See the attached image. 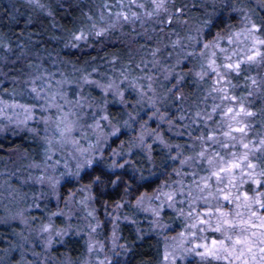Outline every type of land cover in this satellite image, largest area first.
<instances>
[{"label": "snow or ice", "instance_id": "6c2138e0", "mask_svg": "<svg viewBox=\"0 0 264 264\" xmlns=\"http://www.w3.org/2000/svg\"><path fill=\"white\" fill-rule=\"evenodd\" d=\"M27 2L53 27L62 10L70 26L54 37L67 50L56 71L25 45L11 60L21 66L0 71V132L31 136L42 156L28 165L38 175L0 173V264H52L57 245L80 235L74 220L86 224L88 255L104 253L97 204L111 216L112 255L95 264H122L131 251L119 242L125 208L150 213L155 228L172 229L164 216L179 222L166 264H264V0ZM4 11L19 23V9ZM14 180L41 189L27 207ZM44 199L56 209H41Z\"/></svg>", "mask_w": 264, "mask_h": 264}, {"label": "trees", "instance_id": "16d2710c", "mask_svg": "<svg viewBox=\"0 0 264 264\" xmlns=\"http://www.w3.org/2000/svg\"><path fill=\"white\" fill-rule=\"evenodd\" d=\"M42 4L51 5L53 9H56L60 0H40ZM194 0H176L177 6L187 4L189 7L192 6ZM9 8V11H12L13 8L19 9L17 14V20L19 23L10 21L9 15L5 13L4 9ZM75 15H79L78 12ZM193 18L199 15V12L196 9H192L189 13ZM31 17L33 23L31 25H26L27 19ZM55 24L56 27H53V20L47 17L44 13L40 12L38 9L34 10L27 2V0H0V37H3L2 43H10L13 49L15 56L19 53L20 48L18 45H25L26 51L30 56L31 60L35 63V59H42L45 63V56L48 55L49 58H57V54H64L67 50L61 51L63 48L62 43L55 39L54 37L60 36L61 29L60 25L70 26L68 19L64 16L62 10L54 11ZM2 55L5 53L4 49L1 48ZM108 52L118 53L120 56H127V49L120 47H109ZM37 54L39 56L37 57ZM0 55V57L2 56ZM95 55V53H93ZM75 60V58H73ZM84 59H91V57H84ZM138 59V56H137ZM0 64H3L0 61ZM21 65L19 62L17 65L12 66L7 62V66L4 65L5 69L9 67L19 68ZM83 66L81 61L80 65ZM115 111V109H113ZM115 146V145H113ZM39 148V145L36 141L32 139L31 136L20 133L15 137L11 135H0V170L5 166L7 154L11 151H16L24 153L26 155H31L34 160L40 161L41 159L36 158L39 155L35 152ZM35 156V157H34ZM73 187L68 185L67 188ZM67 188L63 189L66 193ZM100 214L105 213V210L100 207L99 204L96 205ZM111 212V209H109ZM123 212L126 215L134 216L136 210L132 208H125ZM171 215V214H170ZM134 219H140V217H133ZM137 219V220H138ZM167 222L172 223L175 229H180L178 226V221L174 224L173 220L170 219V216H165ZM3 229H0V232H3ZM120 233L122 237V243L128 245L131 249L127 253L126 258L124 259V264H160L163 255V240L156 235H145L142 239H137V233L134 229V226L129 223L123 222L120 225ZM81 242L76 239H72V242L67 244L65 247L58 249V256L62 255V251L69 253L71 260H77L82 255L83 246ZM81 246V248L79 247ZM83 245V244H82ZM0 247H4L3 244H0ZM61 251V252H60Z\"/></svg>", "mask_w": 264, "mask_h": 264}, {"label": "rangeland", "instance_id": "374dc122", "mask_svg": "<svg viewBox=\"0 0 264 264\" xmlns=\"http://www.w3.org/2000/svg\"><path fill=\"white\" fill-rule=\"evenodd\" d=\"M137 30H139V25H136ZM146 27L151 28V27H157L155 24H151V25H146ZM125 32H130L131 28L130 27H126L124 29ZM177 31H181V29L179 27H177ZM183 31H181V35H183ZM117 36L119 35V33L116 34ZM175 37H173L174 39ZM167 42V41H165ZM144 43L143 40H139L138 44ZM138 46V45H137ZM155 45H153L154 47ZM2 49L0 48V55H2L1 53ZM135 55V53H133ZM7 55L9 57L8 63L11 64V60H14L16 58L14 53H3V56ZM30 57V56H29ZM45 61L46 63L43 61V66L45 68H49L51 71H56V68L53 67V61L56 58H49L48 55L45 56ZM139 58V57H138ZM146 58H150V57H146ZM37 61V63L41 62V59H35ZM3 64H0V71L3 72H7L8 68L5 69L4 65L5 62L1 61ZM13 66V65H12ZM62 67V70L71 73L72 69L70 67ZM105 68H107V65H104ZM90 70V69H89ZM103 70V69H102ZM210 81L201 85V92H203L204 89L210 87ZM234 83H237L238 85H241L243 83L242 80H235ZM243 91L242 88H238L237 89V93H241ZM5 99H8L7 96L4 97ZM20 102H26V99L21 100ZM256 107L259 108L260 107V102L258 101L256 104ZM3 121H0V124H3ZM0 135H11L12 137H15L16 134L15 132L12 131L11 126L9 127V130L4 131V132H0ZM37 153V155H39L38 157L36 156V158L38 159H42L41 156V149L40 147L35 151ZM31 156L26 155V154H22L20 152H16V151H11L9 154H7V158H5L6 164L5 166L2 168V170H0V173L3 174H7L10 172H15L16 175L22 180L24 179L29 171H32V174L34 175H38L39 173L37 171L34 170H30L28 168V165L32 162V158L29 157ZM35 157V156H34ZM37 161V160H36ZM39 162V161H37ZM7 176L3 175L0 176V183L3 182L4 179H6ZM13 185L16 188L21 189L23 192L28 194V199L27 201L24 203L23 206L27 207L28 205H30L32 203V196L33 194H38L41 189L38 185H32V184H28V185H22L18 182H16L15 180L13 181ZM40 205H41V209H45V206L47 205L48 208H51L52 210L56 209V202L55 200H52L51 202H49L47 199L41 200L39 201ZM61 207H63V204L60 205ZM97 208V207H96ZM98 210V209H97ZM33 213L37 216L41 215V212L38 210H33ZM81 215H84V213H81ZM97 215L100 219V221L102 222V227L100 229L97 230V233L94 234V239L101 241L104 245V253H100L98 256H89L86 250V244L85 241L87 239V236L85 235L87 232V227L86 224L83 221H73V224L76 225L77 227H79L82 231L80 233V235H76L73 236L72 239H76L79 242H81V246H83V252L82 255L79 257V259L77 260H71L69 253H66V251H60L62 253L61 256H58V249L61 247H65V246H60L57 245V250L54 251L53 255L55 257V259L53 260L52 264H66L67 261H71L72 264H84L85 261H89L90 264H95V261L97 259L99 260H103L104 259V254L109 255V257H111V252L109 251V248L111 247V228H112V224H111V216L110 215H106L105 213H103L102 215L100 214L99 210L97 211ZM121 219L118 221L119 224V229H118V234L121 237V233H120V225L125 222V223H129L132 224L134 226V229L137 233V235L139 234L141 237H144L145 235H156L158 237H160L163 240V255H162V260L160 264H166V262L164 261V251H165V246L167 245L169 247V249L171 248V245L173 243V241L171 240V237L175 236L177 234V232H179L181 229H175L173 227L172 223L167 222V220H165V216L163 217L164 223L166 224H172V229L171 230H163V229H159V228H155L152 225V219L153 217L151 216L150 213H146V212H138L136 211L135 215L133 217H140V219H134L132 216L126 215L123 210L120 211L119 213ZM124 216H128L130 218V220H135L136 223L133 224L130 222V220H125L123 217ZM94 223V222H93ZM179 223V222H178ZM57 225L58 226H62L60 225V221L57 220ZM120 243H122V237L119 240ZM81 246L79 245V247L81 248ZM38 251L40 249H37ZM127 256V255H126ZM126 256H122L121 260H122V264H124V259L126 258Z\"/></svg>", "mask_w": 264, "mask_h": 264}]
</instances>
